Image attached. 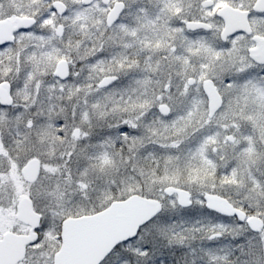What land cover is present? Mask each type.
Returning a JSON list of instances; mask_svg holds the SVG:
<instances>
[{
  "label": "snow or ice",
  "instance_id": "6c2138e0",
  "mask_svg": "<svg viewBox=\"0 0 264 264\" xmlns=\"http://www.w3.org/2000/svg\"><path fill=\"white\" fill-rule=\"evenodd\" d=\"M0 264H264V0H0Z\"/></svg>",
  "mask_w": 264,
  "mask_h": 264
}]
</instances>
